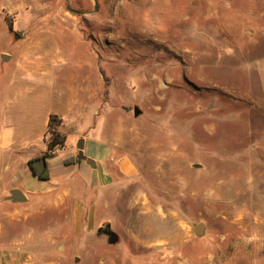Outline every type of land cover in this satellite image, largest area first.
Instances as JSON below:
<instances>
[{
	"label": "rangeland",
	"instance_id": "374dc122",
	"mask_svg": "<svg viewBox=\"0 0 264 264\" xmlns=\"http://www.w3.org/2000/svg\"><path fill=\"white\" fill-rule=\"evenodd\" d=\"M30 33L53 34L45 49L64 61L24 72L30 89L20 94L0 56V131L39 109H65L73 93L79 106L101 79L83 151L110 149L113 167L106 177L95 160L94 192L92 171L63 161L82 217L95 206L92 225L74 231V199L56 196L61 185L40 201L8 198L47 181L24 175L42 151L1 144L0 264L10 244L32 264H264V0H0V54ZM57 124L31 142L46 145L45 156L67 147L52 143Z\"/></svg>",
	"mask_w": 264,
	"mask_h": 264
},
{
	"label": "crops",
	"instance_id": "0c3cea01",
	"mask_svg": "<svg viewBox=\"0 0 264 264\" xmlns=\"http://www.w3.org/2000/svg\"><path fill=\"white\" fill-rule=\"evenodd\" d=\"M58 35H62V34H58ZM52 37L53 34L30 33V34H26L23 38L19 39L14 44L15 52L11 53L10 58H8V60L6 61L7 63L6 70L15 72L16 78L18 77L17 80L18 93L21 94L22 91H25L26 89H30L28 88V85L22 78L25 75L24 72H27L28 74L40 75L42 73L48 72L51 64L54 65L59 61H64V52L62 50L56 48L45 49V43L48 42ZM261 63L264 65V57L261 59ZM259 83H260L259 84L260 100L258 102V106L264 116V67H262V70L260 71ZM101 96H102V81L101 79H98V82L97 80L95 81L94 86L87 87L84 95V100L80 101L79 103V106L81 105V108L77 106L78 103H76V96L73 93L71 94L69 99H67V102L65 104V109H61V110L39 109L36 112H34L32 115H30V117H28L27 119H15L18 123V126L17 125L15 126L17 131L14 135L10 136V138L15 141L14 146L6 142L7 139L9 138L6 135V131L5 130L0 131V145L1 144L10 145L15 149H19L20 151L36 150L43 152L40 155L35 154L34 156L26 159V163H27L26 166L29 168V170L26 173H24V175L31 173L32 175L37 177L31 170V166H32L31 161L45 154L44 151L46 150V145L35 144L32 147L33 143L31 142L33 139H37L40 135H42L44 130L49 126L51 115H56V118L58 120V124L56 125V130L61 133L63 137V142L64 144L67 145V147L64 150L60 149V151H56V152L54 151V153H52L50 156L44 155L46 160V166H48V168L50 169V178L43 180V181H47V188L42 189L38 192L36 191L29 193V195L28 193H26V191L23 189L20 183L19 186H16L14 188L21 190L23 194L26 196L25 201H22L24 203L30 200L40 201L42 200L41 195L44 192H50L53 190V188H55V186L61 185L62 188H60L58 192H56V196L60 195L62 200L64 201L66 199L67 202H69L70 199L72 198L74 199L73 210H72L74 231L76 227L78 228L77 230L81 231L83 227L92 225L91 222L94 221L95 218V206L91 201L89 204L86 203V205L88 206L85 207L86 213L84 214V218L82 217V211L84 209H82V205L79 202L78 197L74 195V192L76 190L74 189L73 185H70L69 183L65 182L67 178L63 174L65 167L67 165H64L63 161L65 158L69 156L78 155L79 148L77 147V144L79 139L81 138L84 139L83 148H82L83 151L84 143L87 142L88 139L86 136L88 132L87 130L92 127L94 128L97 127V122H96L97 100L99 102L98 104L101 106V102H102ZM16 99H19V97H16ZM18 101L19 100H17V102ZM87 107L90 108L89 109L90 113L88 116L84 114V111H86ZM21 110L22 107L19 105H16L14 107V111L16 112H20ZM39 112H41L40 126H38L37 123L33 124L34 121H37L39 119L38 118ZM7 122H9L10 125V122L12 121H7ZM86 126H88L87 129ZM83 154L87 158H90L88 156L94 157L95 158L94 161L97 160L103 163L105 162L106 169L104 170L103 175L106 177L111 176L110 173L113 167L112 159H114V157L110 149L106 147H100L99 149H95L90 153L89 149L85 148ZM72 165L79 167L80 170L81 169L83 170V168H85L88 170V172L92 171V167L86 162V159H80L79 161H77ZM95 169H96V161H95ZM61 173L63 174L60 175ZM21 179L22 178H20V181ZM94 179H95L94 182L91 181L90 185L95 187L94 188V192H95V191H99L98 187L96 188L99 182L97 174L95 175ZM110 185L111 184H105L106 187H109ZM40 192L42 193L40 194ZM55 199L56 201L58 200V198ZM58 213L62 214L63 216L62 211ZM6 248H7L6 251H4V261L1 264H32V255L25 250L23 245L14 246L10 244Z\"/></svg>",
	"mask_w": 264,
	"mask_h": 264
},
{
	"label": "water",
	"instance_id": "95a60500",
	"mask_svg": "<svg viewBox=\"0 0 264 264\" xmlns=\"http://www.w3.org/2000/svg\"><path fill=\"white\" fill-rule=\"evenodd\" d=\"M1 59L6 60L8 58H10V54H5V53H1L0 54ZM135 114L138 113L137 108H134ZM83 142L84 139L81 138L78 141L77 147L79 148L78 151V158L80 159H86V162L92 167V179L91 181L94 180V177L96 175V169H95V161L92 158H87L82 151L83 148ZM31 170L32 172L38 177V175L42 172V170L44 169V167L46 166V160H45V156L42 155L34 160L31 161ZM10 196L8 197L11 201L13 202H22L25 201L26 196L23 194V192L17 188L11 189L9 191ZM203 229V224L199 223L194 227V232L196 234H200L202 232ZM117 239V235L115 232H110V242H115Z\"/></svg>",
	"mask_w": 264,
	"mask_h": 264
},
{
	"label": "trees",
	"instance_id": "16d2710c",
	"mask_svg": "<svg viewBox=\"0 0 264 264\" xmlns=\"http://www.w3.org/2000/svg\"><path fill=\"white\" fill-rule=\"evenodd\" d=\"M55 118H56L55 115H51L50 122H49L50 128H51V125H52V120H54ZM62 141H63V137L60 136V134L58 132H55L54 133V137L52 138V143L56 144V143H61ZM77 161H79L78 156H74V157H70V158L65 159L64 163L65 164H70V163H76ZM38 178L41 179V180L49 178V168H48V166L44 167L42 172L38 175Z\"/></svg>",
	"mask_w": 264,
	"mask_h": 264
},
{
	"label": "bare ground",
	"instance_id": "6f19581e",
	"mask_svg": "<svg viewBox=\"0 0 264 264\" xmlns=\"http://www.w3.org/2000/svg\"><path fill=\"white\" fill-rule=\"evenodd\" d=\"M118 23V22H117ZM6 126H9V122H7V124H6ZM11 126H13V124H12V122H10V127L8 128V127H6L5 128V131H6V135H7V137H9L8 139H7V143H9L10 145H13L14 146V140H12L11 138H10V136L11 135H14L15 133H16V131H17V129H16V127L14 126V127H11ZM10 139V140H9ZM10 145H8V146H10ZM10 148H12V147H10ZM9 150V149H8ZM16 150V149H15ZM11 155V154H10ZM127 165H126V163H124V167H126ZM129 166V165H128ZM125 169V168H124ZM4 172V171H3ZM211 259V258H210ZM214 260V259H213Z\"/></svg>",
	"mask_w": 264,
	"mask_h": 264
}]
</instances>
